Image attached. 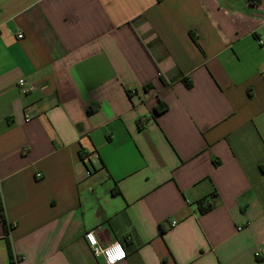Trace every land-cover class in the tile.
Instances as JSON below:
<instances>
[{"label": "crops", "instance_id": "0c3cea01", "mask_svg": "<svg viewBox=\"0 0 264 264\" xmlns=\"http://www.w3.org/2000/svg\"><path fill=\"white\" fill-rule=\"evenodd\" d=\"M259 38L264 0H0V264H104L92 230L118 264H264Z\"/></svg>", "mask_w": 264, "mask_h": 264}, {"label": "built area", "instance_id": "2783aa9c", "mask_svg": "<svg viewBox=\"0 0 264 264\" xmlns=\"http://www.w3.org/2000/svg\"><path fill=\"white\" fill-rule=\"evenodd\" d=\"M16 38L18 40H21L23 38V34L20 33V32L17 33L16 34ZM257 42H258V45L260 47L264 48V39L259 38L257 40ZM17 87L19 89V92L22 95H27V94H29V93H31L33 91V87L27 85L26 82H25V80H22V79L17 82ZM90 172H91L90 170H87V173L86 174L89 175ZM37 177L40 178V175L38 174ZM203 206L205 207L206 204H204ZM89 234H94L95 239H96V244L95 245H93L92 243H90V241L88 240ZM84 240H85L87 246L89 247L92 255L94 257H96V258H102V260L104 261V264H108V257L106 255V250H110L112 248V246L115 245L116 243H119L122 246L123 251L126 253L123 245L120 242H118V241H115V242H112V243L106 244V245L101 244L99 242V240H98L97 233L94 230L86 232L84 234ZM257 256H259V254ZM126 257H127V254H126V256H125V258L123 260H117L116 261V264L124 261L126 259ZM16 260H20V258H17Z\"/></svg>", "mask_w": 264, "mask_h": 264}, {"label": "clouds", "instance_id": "9594fccd", "mask_svg": "<svg viewBox=\"0 0 264 264\" xmlns=\"http://www.w3.org/2000/svg\"><path fill=\"white\" fill-rule=\"evenodd\" d=\"M88 240L93 245L96 244V239L94 234H89ZM106 255L108 257V264H116L117 260H123L125 258L126 253L123 251L122 246L119 243H116L115 245L112 246L110 250H106Z\"/></svg>", "mask_w": 264, "mask_h": 264}, {"label": "trees", "instance_id": "16d2710c", "mask_svg": "<svg viewBox=\"0 0 264 264\" xmlns=\"http://www.w3.org/2000/svg\"><path fill=\"white\" fill-rule=\"evenodd\" d=\"M250 4L252 5H260L262 0H248ZM160 107L156 108L155 109V113L158 115L160 113H163L165 110H166V106H163V108L159 109ZM206 204V206L204 207L203 205ZM200 209L202 210V212H206L207 210L210 209V204H208L207 202H203L201 205H200ZM162 233H164V231L162 230L161 231Z\"/></svg>", "mask_w": 264, "mask_h": 264}]
</instances>
